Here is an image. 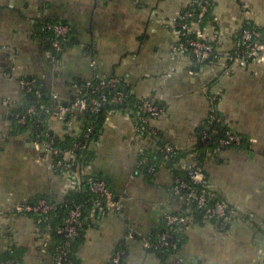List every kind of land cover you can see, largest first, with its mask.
Instances as JSON below:
<instances>
[{
    "label": "crops",
    "instance_id": "0c3cea01",
    "mask_svg": "<svg viewBox=\"0 0 264 264\" xmlns=\"http://www.w3.org/2000/svg\"><path fill=\"white\" fill-rule=\"evenodd\" d=\"M213 2L212 19L204 27L218 51H232L245 25L264 28V0ZM189 4L0 0V255L14 250L16 264H54L51 228L16 207L42 196L62 203L71 183L69 173L52 169V156L31 131L15 129L13 111L27 99L19 79L33 77L67 104L82 83L119 77L136 98H151L163 108L150 122L160 142L138 137L133 111L108 112L98 138L89 143L93 158L77 170L104 178L121 211H90L78 264H110L120 249L124 264H161L146 242L163 229L167 216L183 211V201L173 190L171 167L162 164L149 173L141 154L165 144L194 150L213 110L245 138L239 147L209 153L204 165L209 190L237 216L230 223L205 220L184 229L168 263L264 264V63L229 73L219 60L200 65L177 50L174 23ZM60 22L72 34L53 61L44 28ZM48 122L61 139L79 136L85 126L80 112L65 122L53 115ZM190 158L179 164L189 166Z\"/></svg>",
    "mask_w": 264,
    "mask_h": 264
},
{
    "label": "built area",
    "instance_id": "2783aa9c",
    "mask_svg": "<svg viewBox=\"0 0 264 264\" xmlns=\"http://www.w3.org/2000/svg\"><path fill=\"white\" fill-rule=\"evenodd\" d=\"M213 0H190L188 8L183 10L178 18L175 20L174 27L177 30L180 42L177 50L187 55L193 62L203 65L212 60H219L223 62V66L227 72L231 73L235 69L248 68L252 63H264V30L260 28H248L246 25L242 28L239 41L234 49L230 52L218 51L213 42L210 41L207 30L205 29V16L209 10V6ZM44 31H49L54 34V39L51 42L52 46V60L56 61L59 54L62 52L63 44L70 38L72 28L68 24L49 23L46 24ZM15 69L12 68V74ZM21 90L25 95L32 94L36 99V103L29 106L26 112L13 113L14 118L18 124L26 125L30 122L36 124L40 123L37 119L38 110H47L41 104L43 93L41 92L36 79L29 77H22L18 81ZM126 83L119 77H105L89 80L82 83L79 87L78 95L75 100L67 104H63L58 100V96L53 94V100L56 104V117L61 121H66L67 115L80 112L83 114L86 111L92 114H97L100 110L109 103L122 104L125 101L124 88ZM217 98L213 97L212 101ZM163 112L160 104L151 98L141 99L137 107V111L133 112L137 119V134L140 139H150L154 143L160 141V136L157 130L150 125L151 120L157 119ZM215 110L210 114V121H213ZM85 127V126H84ZM84 129V128H83ZM81 130L80 135L84 133ZM49 131V130H48ZM48 131L42 132L44 139H37L41 143L44 151L50 154L53 158L52 169L57 173H69L71 176V183L69 191L79 190L82 182L86 181L91 192L96 195L97 200L94 207L101 209L103 212H119L121 211L120 204L116 201L113 191L110 189L107 182L103 179L97 178L96 175L88 174L81 175L78 170H73L74 166H79L78 158L75 152L78 150L90 151L89 145L82 146L80 143L73 145L71 150L56 147L54 145L55 135ZM92 132V127H88L85 136L88 137ZM213 134H217L216 131ZM201 141L210 139L207 131L199 133ZM243 139L240 134L233 131H228L224 137L219 139V147H239L242 145ZM166 153L172 154L175 151L173 146L168 144L163 145ZM141 165L146 168L149 173L156 171L157 166L151 164L146 152L141 154ZM193 161L189 165L191 168L189 177L192 182L198 184L206 180V174L201 168L193 169L196 165ZM173 190L180 194L182 191H188L187 195L182 197V200L187 204L195 203L198 208H201L207 215V220L211 222L224 221L230 223L237 216V211L228 205L226 202L218 199L211 191L197 190L190 184L180 179H175ZM217 199L214 205H211L213 199ZM54 204L46 199H39L35 203L21 204L16 207V212L20 214H36L39 215L38 223L47 222L49 214L54 210ZM168 229L166 232L157 237V242L152 240L146 242V247L149 250H157L161 247H167L171 244L173 234L178 231H183L189 226H192L195 221L191 206L186 210L177 214L167 216ZM213 220V221H212ZM83 223L81 221V211L79 208L71 210L67 216L62 227L56 229L57 234L64 235L67 239L76 237ZM71 251L70 242L62 248H57L54 257V264H73L67 258ZM125 251L117 250L111 260L110 264H124ZM0 264H14L11 259L1 260ZM173 264V263H170Z\"/></svg>",
    "mask_w": 264,
    "mask_h": 264
},
{
    "label": "trees",
    "instance_id": "16d2710c",
    "mask_svg": "<svg viewBox=\"0 0 264 264\" xmlns=\"http://www.w3.org/2000/svg\"><path fill=\"white\" fill-rule=\"evenodd\" d=\"M213 6H214V2L209 6V10L205 16V21L208 18L212 19L211 13L213 10ZM60 24H66V23L60 22ZM246 26L248 28H258L253 25H246ZM261 30H264V28H262ZM46 36L50 38L51 42L54 39V34L52 32L46 31ZM213 61L214 59L212 58V60L206 62V64L213 62ZM29 78H33V77H29ZM38 85H39L41 92L43 93V97L41 98V104L44 105L46 109L49 108V111L47 112V110H41V111L38 110L37 119L40 121V123L38 124L34 122H30L26 125H21V124H18L15 118L14 119L12 118L13 125L17 131H22V132L31 131L34 134V137L36 139H41V140L44 139L42 132L49 130L48 132L55 135L54 145L56 147L67 149V150H71L73 148V145L76 143H80L82 146H86V145L88 146L89 143H91V141L96 140L100 132L102 131L103 125L106 121V116L109 111L121 110L125 112L126 111L136 112L137 107L141 102V99L136 98L134 95H132L129 92L128 87L126 86L124 88V93H125L124 103L122 104L109 103L106 106H104L100 110V112L97 114H92L89 111L84 112L82 114L83 119L85 118V127L83 129L84 133L79 136L69 135V136H66L65 139H61L60 136H58L52 130H50L48 126V123H49L48 121L50 120V118L53 115H56V104L53 100V94L45 90V88L41 87L40 83H38ZM26 97L27 99H26L25 105L18 109H15L13 113H20L21 115H23L29 106L36 103V99L34 98L32 94H28L26 95ZM73 100H75V98ZM70 117H71V114L67 115L66 121H68ZM214 118L215 119L213 121H210L208 119L207 122H205V124L203 125V127L199 130V133L202 131H207L208 134L210 135V139L201 141V137H200L198 139V143L195 149L189 152H182V151L175 149V151H173L172 154H168L164 151L162 147L163 145H159L160 147H158L157 150L147 152L146 155L148 156L150 163L155 164L157 168L158 166L162 164H166L169 167H171L175 179H180L182 181H185L197 190L210 191L206 184V180L198 184H195L194 182H192V180H190V177L188 174L192 167L190 166L183 167L182 164H179V163H181L184 160H187L189 156H191L190 159L194 163H196L195 164L196 166L193 169H197V168L203 169V171L206 174V178H207V173L204 169V165L207 161V155L216 150L226 148V147H219L218 141L219 139L224 137L228 131H232L229 127L222 124V119L216 112L214 113ZM89 126L92 127V132L89 134L88 137H86L85 133ZM214 131H216L217 134H213ZM242 139H243L242 143H244L245 138L243 136H242ZM159 142L160 141L157 140L156 144H159ZM75 154H76V157L78 158V162L80 163L79 166L88 164L93 158L92 152L88 150L81 149V150L76 151ZM79 166H74L73 170H77ZM97 178L105 180L104 178L100 176H97ZM187 193L188 191L186 190L182 191L180 193V196L183 197L187 195ZM39 199H46L50 201L52 204H54L55 209L49 214V220L47 222L40 223V225L48 226L51 228V235H52V239L54 243L53 245L54 257H55L57 248H62L64 247V245H66L67 242H70L71 251L67 255V258H69L73 262V264H78V260L76 257L77 248L84 239L85 230L87 228L88 215L90 211L94 209V204L97 200L96 195L91 192L86 181H84L82 182L81 188L79 190L69 191V193L67 194V196L65 197L62 203H56L52 201L51 199H49L48 197H44V196H42L41 198H38L37 200ZM37 200H35L32 203L37 202ZM216 200H217L216 198L213 199V201L211 202V205H214L216 203ZM188 206H191L192 213L195 219L194 221L195 224H201L203 223V221L207 220L206 213L201 208H198V206L195 203L187 204L185 201H183V210H186ZM76 208H79L81 211V221L83 223V226L80 229L79 234L73 239L69 240L64 235L57 234L56 229L64 225V222L67 219L69 212ZM26 215L35 216L36 220L39 219V215H36V214H26ZM213 222H216V221L214 220ZM167 229H168V225L166 224L163 227V229L160 230L155 235V237H153V239H151L152 242L156 243L157 237L160 234L166 232ZM182 235H183L182 231H178L174 233L172 242L169 246L161 247L157 250H154V252L159 256L161 260V264H170L168 263V260L171 256H174V254L177 252V246H178L180 238H182ZM15 254L16 253L14 250L8 251L4 255H0V259L1 260L11 259L14 262V264H16L17 257ZM124 257H126V254Z\"/></svg>",
    "mask_w": 264,
    "mask_h": 264
}]
</instances>
